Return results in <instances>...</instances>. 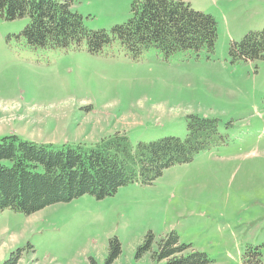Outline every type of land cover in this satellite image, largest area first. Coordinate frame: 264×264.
<instances>
[{"label":"rangeland","instance_id":"1","mask_svg":"<svg viewBox=\"0 0 264 264\" xmlns=\"http://www.w3.org/2000/svg\"><path fill=\"white\" fill-rule=\"evenodd\" d=\"M135 0H73L87 29L111 31L132 16ZM217 21L214 47L165 56L149 47L138 58L115 39L99 54L83 48L34 47L29 18L0 14V139L95 143L125 132L132 144L185 138L187 116L217 120L211 148L175 164L150 184L113 195L85 194L26 214L0 211V264H151L137 256L147 233L176 231L205 252L207 264H264V59L231 53L234 42L264 28V0H188ZM252 260V261H250Z\"/></svg>","mask_w":264,"mask_h":264},{"label":"trees","instance_id":"2","mask_svg":"<svg viewBox=\"0 0 264 264\" xmlns=\"http://www.w3.org/2000/svg\"><path fill=\"white\" fill-rule=\"evenodd\" d=\"M73 0H0L6 19L28 17L23 35L34 47H74L91 54L103 52L117 39L122 49L136 59L149 47L165 56L179 51L211 50L217 40L216 19L193 9L188 0H135L132 16L111 31L91 30L81 14L71 8ZM231 53L248 60L264 59V28L247 32L234 42ZM185 138L167 136L132 144L125 132H114L95 143L62 145L26 140L16 134L0 139V211L12 208L26 214L49 205L70 201L85 194L96 198L113 195L121 186L150 184L165 169L191 162L211 148L217 136V120L197 114L187 116ZM149 232L137 256L149 252L151 264H207V253L180 242L176 231L158 240ZM121 254L117 236L110 238L107 264ZM20 250L3 264H17ZM252 261V260H250Z\"/></svg>","mask_w":264,"mask_h":264}]
</instances>
